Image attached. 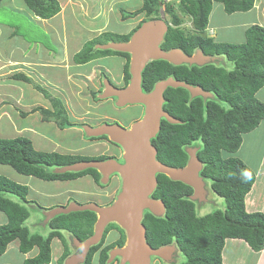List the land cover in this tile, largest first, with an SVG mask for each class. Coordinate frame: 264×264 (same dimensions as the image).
I'll return each mask as SVG.
<instances>
[{
	"label": "trees",
	"instance_id": "obj_1",
	"mask_svg": "<svg viewBox=\"0 0 264 264\" xmlns=\"http://www.w3.org/2000/svg\"><path fill=\"white\" fill-rule=\"evenodd\" d=\"M23 1L27 9L41 19H52L62 11L59 0ZM215 2L222 3L228 14H234L251 11L256 0H178L180 9L192 20L194 30L190 33L182 29V21L174 15L173 0H143L142 7L136 12L121 11L124 20L142 13L149 18L154 16L151 20H155L159 19L160 10L164 9L166 15L173 17V24L169 26L161 45L164 51L181 49L192 56L200 50L207 56H221L232 65V69L215 64L175 66L168 61L159 60L149 63L143 72L144 92H151L159 81L174 77L192 86H200L217 98L206 102L201 97L191 99L189 91L184 88H169L164 94V110L180 123L162 121L160 132L152 140L158 151V160L169 167L183 168L189 162L185 148L200 145L197 152V157L203 164L200 175L211 182L213 193L226 202V209L201 216L197 204L190 199L194 195L192 187L166 175H158V185L151 197L164 203L165 215L157 217L146 211L142 222L147 229V242L152 248L177 245L184 258L173 264H224L223 251L228 239L243 240L257 253L264 250V214L249 213L245 204L246 197L256 182V174L239 157L226 156L227 153L238 152L244 135L258 128L264 120V102L257 98L259 91L264 88V27L259 24L248 27L245 31L246 42L243 44L216 42L206 35ZM1 4L2 0L0 6ZM145 22H141L129 33H101L84 44L74 56V62L84 65L103 57L122 56L126 59L124 74L128 84L131 79V55L103 47L112 42H129ZM13 78L31 82L23 74H16ZM35 88L47 95L40 86L35 85ZM94 95L95 99L96 94ZM46 97L49 99V96ZM52 102L54 111L35 107L31 112L39 111L44 122H54L60 129L72 127L62 102L55 99ZM27 114L24 112L21 115ZM80 153L76 151L74 154H62L37 150L32 140L26 137L0 138V165L11 167L20 175L48 182L73 181L91 176L97 185L104 187L101 183L102 175L93 168L80 172L56 173L57 168L110 158ZM28 195L27 186L0 175V212L7 218V223L0 225V257L12 242L18 241L19 251L23 255L39 249L36 257L24 260L23 264H50L51 245L57 238L65 247L57 264H64L71 255V250L62 232H68L82 242L86 241L94 234L97 214L91 211L61 214L49 222L51 231L44 237L32 233L28 227L27 222L31 218L28 206L34 204L40 210L47 209L35 201H29ZM114 229L120 230L121 238L104 247L108 233ZM126 239V232L119 225L110 224L102 241L91 248L84 264H93L96 254L97 264H109L110 251L125 246Z\"/></svg>",
	"mask_w": 264,
	"mask_h": 264
},
{
	"label": "rangeland",
	"instance_id": "obj_2",
	"mask_svg": "<svg viewBox=\"0 0 264 264\" xmlns=\"http://www.w3.org/2000/svg\"><path fill=\"white\" fill-rule=\"evenodd\" d=\"M261 1H264V0H261ZM173 2H174V15L177 16L182 21V24H181L182 29L185 30V32L190 33L192 30H194L191 18L180 9L178 0H173ZM59 3L62 6L61 13L56 18L49 20L47 22L46 21L42 22L44 20H38L23 4L22 0H15L14 2H12L11 0H4L3 4H1L0 6V24L7 26V28H4V29L2 28V30L6 33L11 32L10 37H7L6 35L3 34L0 38V60L5 61L4 63H2L3 70L2 71L0 70V125L4 127V129H0V138H16L20 136V135H16V132L8 126L10 125V123L13 122V121L9 122L8 119L13 120L14 116L18 115L17 113H19V109L22 110L21 108L23 106H26V104L29 105L26 111H29L31 104H39L36 106L45 107L46 104L50 103V105L47 106L46 109H51L52 99L59 100L62 103L67 102L68 101L67 99H70L68 102L69 104L75 101V96L73 97V95L72 96L70 95L72 93V89L70 87H67L68 86L67 84L69 83V81L66 79V71L63 70L64 72H62L61 67L57 69L51 67L47 74V76L50 79L62 80L61 82L64 81L63 84L65 85L61 90L60 89L57 90L56 88L55 90H53L48 85L45 87L43 82L41 83L38 81L34 82L33 79H30L31 80L30 83H25V82H22L21 80L12 81L10 77L13 75V73H15V71H17L16 69L17 64L8 65L10 63H7V60L9 58H15L16 56L20 57V53L17 50L18 48L25 46L27 51L29 48H31L32 50H34L33 56L36 60L53 61L54 63L53 65L56 67L57 63L59 62V59L63 58L64 53H65L64 52L65 50L62 44V41L64 39L62 37L61 31H65V33H71L72 30L75 31L76 29L77 31H75L76 32L75 34L79 36L78 42L80 43V46H82L79 50H81L87 41L92 40L93 38H95L96 36H99L101 33H104L105 31L116 32V33L131 32L135 30L141 22H145V20L146 22L151 21V19H153L154 17L153 16L149 18L148 16H146L145 13H142L138 15L137 17L128 18L126 20L122 18V12H121L122 10H125L130 13L136 12L142 7L143 0H59ZM214 5H217L216 9L218 8L221 10L223 8V4L220 2H218V4L214 3ZM259 10L264 15V6H260ZM257 16H258V12L254 8L252 12L251 11L250 12H239L234 15L221 13V15L215 14V16L212 18L214 19V22L216 23L224 21L226 25H230L233 27L232 29H228L226 31V36L228 38H231L235 42L232 44H243L245 42L244 38L246 37L244 33L245 28L240 24L245 20H249V21L254 20L253 22H259L260 18H258ZM172 18L173 17H171L170 15L165 14L164 9L160 10L159 19H164L167 23H170L172 25L173 24ZM73 22H76V24ZM255 24H258V23H255ZM218 37L220 38L219 40H222L224 35L218 34ZM72 45L73 43L70 41V46L72 47ZM11 53H14L16 56L12 57ZM35 53H37L38 55H35ZM1 55L3 57H1ZM26 57L31 58V56L29 55H26ZM210 57H213L215 59L217 58L216 61L214 60L213 62H210V64L224 66L228 69L229 68L232 69V65L229 62H227L224 58H221V56H210ZM67 59L69 60V58ZM105 64L113 68V71H111L112 75L114 73L116 77L121 75V67L119 63L105 62ZM101 66H104V63L99 61L98 63L96 62L95 64H89L86 66L83 65L81 66V68H77V67L72 68L75 72L77 73L80 72L81 76L83 73H84L83 75H86V76L89 73H91L92 77H91V80L88 81V85L86 87L87 90L85 91L88 92L89 94H93L92 95L93 100H96L97 98L96 97L94 99L95 92H93V90L94 89L99 90L98 86H94V83L98 85L99 80H101L102 82V80L106 78L105 73H104L105 75L99 74V71L101 72L103 71ZM22 70L24 74L29 75L24 69ZM93 71H96V73H94ZM9 81L17 84L15 89H12L10 86L7 85V82ZM32 82H34L35 84ZM35 85H38L43 90H45L47 95L39 91L35 92L34 91ZM31 86H33L34 88H31ZM20 90H21V95H20ZM35 90L37 91V89ZM258 94H259V99L263 101L264 100V88L261 92L259 91ZM46 96H49V99ZM91 98L92 97L90 96L89 101L91 100ZM98 98L99 99L95 101L97 105L94 104V107H93L96 109L95 114L99 116L98 118H101L107 115L111 118L109 120L110 122H112V120L118 119V120H121L124 126H130L132 124V120L136 118V109L133 106L119 109L114 104L112 106L110 104H106L104 101H100V95H98ZM46 99H48L51 102H46L45 104L38 103V102H45ZM69 107H71V105H69ZM77 107L75 109V112L76 110L78 111ZM72 113H68L70 116V119L76 118L75 117L76 113L75 114H72ZM86 113L88 112H85V111L77 112V114L79 115L86 114ZM89 115L95 116L93 112H91ZM40 117H41V113L37 112V114L31 116L30 118L21 119L20 122L23 124L29 125V126H36L39 130L44 129L45 131L46 129L45 132H47L48 126L49 128H51L53 127L54 124H50V125H47V124L42 125V123L39 124L38 121ZM84 117L81 116V119H83ZM130 121L131 123H129L128 125V122ZM89 122L94 123V121L92 120H90ZM73 126H75L76 128L73 129L74 132L72 134L70 132L59 133V134L54 132V135L51 134V136L55 137V139L57 140H61V138L64 139L65 138L64 136L67 137L68 135L69 136L71 135L72 139L74 140H75V137H77L75 140L76 142L75 146L76 145L78 146H76L75 148H78L84 145L82 143L83 141H81L82 139L86 140L88 143L98 142V141H91L90 138H87V136L86 137L82 136L81 132L79 133L78 130H81V129L83 132L84 125L73 124L72 127ZM259 127L258 129L256 128V130L251 131L244 135L246 143L243 146L241 152L227 153L226 156L245 157L244 152L246 149L250 148V146L252 145V141L254 139L253 135H255L256 133H260L262 136H264L263 135L264 134L263 133L264 121L261 122ZM22 136H27V135L24 134ZM257 139H258V136H257ZM259 143L261 144L260 148H263L264 142H259ZM35 144H36V148L42 151L52 152V151H56L59 149L56 147H52L53 144L46 142V141H42V142L38 141ZM40 145H43V146L40 147ZM104 149H105V146L103 145L102 146L92 145V147L87 148V153L91 156H100L101 153L104 152L103 151ZM247 162L249 164L248 167H250L251 169H254L255 172H256V169H258L259 164L263 162L261 168L264 171V151L259 148H256L254 145L253 152L250 155L249 159H247ZM200 168L201 166L197 167L195 172L197 173V171H199ZM0 175L6 176L9 179L19 184H22V185L30 183V178L28 176L20 175L8 166L0 165ZM194 179H197V177L195 176V173H194ZM31 181H32L33 186H36L38 183H40L41 189H43V191L48 192L51 195L57 193V191H62V190L65 191V190L73 189V188L78 189L81 193H79V195H77L76 198L78 197L77 198L78 201L83 204L91 199L100 200L98 196L91 194L93 191L92 187H94V184H92V180L88 178H85L83 180H80V179L73 180V182H70V181L37 182L36 180H31ZM204 181L206 183V186L204 189L207 195H205V193L204 194L202 193L203 198L200 197L199 200L195 202L196 204H199L200 201L203 202L201 207L197 208L199 215L205 216L210 213H213L216 210L226 209L225 200L218 197L215 193H213L211 189V182L206 181V180ZM257 181L259 183H262V181H264V172H262L261 170L259 171V174L256 177L255 183H257L258 185ZM200 182L197 183L199 186L201 185ZM26 186L29 187V185H26ZM104 188L106 189L107 194L114 195V191H116L117 188L121 189V183L117 181V183H115L114 185H111L108 187L104 186ZM261 189H263V187H261ZM28 198H32L33 200L38 202L41 206H43L46 209L49 207H52V208L57 207L56 206L57 203L59 204L64 203L62 202V200L65 199V197L63 196L41 197L37 193V186H36V189H34V193H32L31 197H28ZM14 199L18 200L17 198H14ZM115 199L117 200V198ZM104 203L105 201L103 202L102 200L101 204H104ZM28 208L31 212V218L27 222V225L30 228V230L33 233L40 234L42 236H47L50 231L48 228L49 222L46 221V216L44 215L45 212L43 210H40L34 204H29ZM0 218L2 219V221H4L2 222L0 220V225H3L7 222L6 216L3 213H0ZM116 230L120 231L119 229H116ZM112 231L108 233L106 237V243L107 241L109 242L113 241V239L116 237V235L115 236L112 235ZM68 234L69 233L66 232V235ZM70 236L68 238L71 241L72 235L70 234ZM239 245L243 247L244 249H246V245L244 242L243 244H239ZM19 250H20L19 242L18 241L12 242L9 245L6 253L0 257V264H23L24 260L27 257H33L37 253V250H35L27 255H23L20 253ZM177 256L180 257V260H178L179 262L183 261L184 256H182L180 252H178Z\"/></svg>",
	"mask_w": 264,
	"mask_h": 264
},
{
	"label": "water",
	"instance_id": "obj_3",
	"mask_svg": "<svg viewBox=\"0 0 264 264\" xmlns=\"http://www.w3.org/2000/svg\"><path fill=\"white\" fill-rule=\"evenodd\" d=\"M168 30L169 24L164 19L151 20L143 23L129 42L109 43L103 47L131 55V79L125 89L116 88L109 80L105 79L103 81L105 91L101 98H117V106L120 108L128 105H143L145 114L143 119L133 123L129 130L120 124L106 123L97 128L88 125L83 127L88 137L107 136L115 144L121 146L125 151L123 154L124 163L121 164L117 160L111 159L82 162L56 169V173L64 174L93 168L102 174L103 183H108L112 174H118L122 179V190L112 206L101 207L96 204L71 203L68 207H57L45 211L47 222L61 214L72 212L91 211L97 214L98 219L93 236L84 242L73 238L71 245L77 252L70 256L65 264H84L91 248L102 241L107 227L113 223L119 225L126 232L127 241L122 248L111 251L109 264L117 257L121 259V264H151L153 257L162 259L168 264L176 263L174 256H177L179 252L177 245L152 248L147 242V229L142 222L145 211H149L157 217H163L166 212L164 203L151 197L158 185L157 175L164 174L174 181H180L192 187L194 195L190 199L194 202H197L200 197L203 198L202 193L207 195L204 189L206 183L200 176L203 164L197 157L199 148L187 150L190 156L187 167L177 169L159 162L157 160L158 151L151 143V140L160 132L162 119H166L172 124L180 123L163 108L164 94L168 88L187 89L192 98L204 97L207 99L212 97L211 93L204 91L201 87L178 81L174 77L158 82L151 92H144L142 87L143 72L147 65L153 61L164 60L175 66L183 64L204 66L216 61L215 58L204 55L200 50L192 56H188L181 49L164 51L161 45ZM199 166L201 168L196 173L195 170ZM194 173L197 179H194ZM199 182L200 186L197 184ZM202 204L203 202L200 201L199 207Z\"/></svg>",
	"mask_w": 264,
	"mask_h": 264
},
{
	"label": "crops",
	"instance_id": "obj_4",
	"mask_svg": "<svg viewBox=\"0 0 264 264\" xmlns=\"http://www.w3.org/2000/svg\"><path fill=\"white\" fill-rule=\"evenodd\" d=\"M11 1L14 2L15 0H11ZM3 2H4V0H2V4H3ZM22 2L25 5L23 0H22ZM216 3L218 4V2H215V4ZM142 5H143V3H142ZM216 6L217 5H214L213 10H212V12L210 14L209 26H208V28L206 30V35L208 37L214 38L216 42L220 41L221 43H235L234 40H232L231 38H228L226 36V31L228 29H232L233 27L230 26V25H226L224 21L223 22L222 21L221 22H217V23L214 22V19L212 17H214L215 14H217V15H221V13L228 14L225 11L224 5H223V8L221 7L222 8L221 10L218 9V8H217L218 9L217 10ZM260 6H264V1L257 0L255 2V7L254 8L258 12V16L257 17L260 18V21L258 20L259 22H253L254 20H251V21L245 20V21H243L240 24V25H242L245 28L244 33H245V31H246V29L248 27L252 26L255 23H258L259 25L264 26V15L259 10ZM252 11H253V9L251 10V12ZM237 13H239V12H237ZM237 13H234V14H237ZM57 16H59V14ZM57 16H55L54 18H56ZM36 18L38 20H41V18H39V17H36ZM54 18H52V19H54ZM52 19L44 20L42 22H45V21L47 22V21L52 20ZM76 22H77V20H76ZM76 22H73V23L76 24ZM2 28L3 29L7 28V26L3 25V24H0V38H1V36L3 34L6 35L7 37H10L11 36L10 35L11 32L10 33H6V32H4L2 30ZM75 31H77V30L75 29ZM75 31L72 30L71 33H65V31H61L62 37L64 39L62 41V44H63V48L65 50L64 51L65 53H64V57L59 59V62L57 63L56 67L53 65L54 64L53 61L36 60L34 58V56H33V51L34 50L29 48L28 51H27L25 46L24 47L22 46V47L17 49L19 51V53H20V57L21 58L17 57L14 53H11L12 57H15V56L16 57L15 58H9L7 60V63H10L8 65L17 64V67H16L17 71H15V73H13V75L10 78L12 79V81H19V80L14 79L13 76L16 75V74H23L24 76L28 77L29 79H33L34 82H37V81L40 82V83L43 82L45 87L48 85L53 90H55V88L57 90H59V89L61 90L64 87V85H65V84H63L64 81L61 82L62 80H53V79H50L47 76V74L49 72V69L51 67L56 68V69L61 67L62 72H64L63 70L66 71V79L69 81V83L67 84L68 85L67 87H70L72 89V93L70 95L71 96L73 95V97L75 96V101L73 103H70V104L68 103L70 99H67L68 100L67 102H63L62 103L63 106L66 109L67 114L68 113H72V112H73L72 114L76 113L75 114L76 118H71V119H70V116L68 114L69 122L72 123V124L88 125V126L97 128V127H100L101 125H103L102 124L103 122H107L111 118L109 116H107V115L103 116L101 118H98L99 116H97L95 114V110L96 109L93 108V107H94V104H96V102H95V100H93V96H92L93 94H89L88 92L85 91V90H87L86 87L88 85V81L91 80V77H92L91 73H89L87 76L83 75L84 74L83 73L82 76H81L80 72L77 73V72H75L72 69L73 67L81 68V66H83V65L76 64L74 62V56L78 52L81 51L79 49L82 47V46H80V43L78 42L79 36L75 34L76 33ZM126 33H129V32H126ZM218 34L224 35L222 40H219L220 38L218 37ZM244 39H245V42H246V38H244ZM70 41L73 43L72 47L70 46ZM26 55L31 56V58H27ZM35 55H38V54L35 53ZM1 57H3V56L1 55ZM17 58H19V59H17ZM67 58H69V60ZM71 58H72V60H71ZM221 58H223V57H221ZM99 61L104 63V66H101V68L103 70L102 71L103 73L101 71H99V74H104L105 73L106 74V75L104 74L106 76L105 79H109L110 82H112V84H115L117 87L123 86L125 84L126 80H125V75H124V66H125V63H126V59L124 57H122V56H108V57H105V58L103 57V58L94 60V61L89 62V63L84 64V65L86 66V65H89V64H95L96 62L98 63ZM4 62H5L4 60H0V70L1 71L3 70L2 63H4ZM105 62H116V63H119L120 67H121V75L117 76V77L115 76V73L112 75L111 71H113V68H111L110 66H107L105 64ZM105 65H106V67H105ZM22 69H24L29 75L24 74ZM93 72L96 73V71H93ZM22 82H24V81H22ZM102 84H103V80H102V82H101V80H99L98 85H96V83H94V86H98V88H99V90H96V89H94L95 91L93 90V92H95V94H96V97H98V95L103 94V92H104ZM7 85L10 86L12 89H15L16 86H17V84L12 83L10 81L7 82ZM31 88H34V87L31 86ZM35 89L36 88H34V91L38 92V90L36 91ZM262 90L263 89H261L260 92ZM20 95H21V90H20ZM90 96L92 97L91 98L92 101L91 100L89 101V97ZM257 98L259 99V94H257ZM46 102H51V101L46 99L45 102H38V103L45 104ZM104 102L106 104H110V105L113 106V100L112 99L104 100ZM53 104L54 103L52 102V106H51L52 108L50 109L51 111H54ZM36 105H39V104H31V107L29 108V111H26V109L29 107V105L26 104V106H23L21 108L22 110L19 109V113H17L19 115V117H18V115H15L13 120L12 119H8L9 122L13 121L8 126L12 130H14L16 132V135H20L18 137H26V138L31 139L35 148H36V144L35 143H37L38 141H40V142L46 141V142H49V143L53 144L52 147L59 148L58 150L52 151V152H59V153H62V154H67V153L74 154L76 151H80L84 155H89L87 153V148L88 147H92V143H88L86 140L82 139L81 141H83L82 143L84 145L80 146L78 148H75L76 146H78V145L75 146V143H76L75 140H76L77 137H75V140H74V139H72L71 135L70 136L68 135L67 137L64 136L65 137L64 139L61 138V140H57V139H55V137L51 136V134L54 135V132L58 133V134L59 133H68V132H70L72 134L74 132L73 129L76 128L75 126L70 127V128H66V129H60L53 122H44L42 120V115H41V117H40V119L38 121L39 124H41V123H42V125L54 124L53 127H51V128H49V126H48V131L47 132H45L46 129H45V131H44V129L39 130L36 126H29V125L21 123L20 122L21 119H23V118L27 119V118H30L31 116L37 114V112L34 113V112H31V111L35 107H42V106H36ZM49 105H50V103L46 104L45 107H43V108H46ZM69 105H71V107H69ZM77 105H78V107H77ZM76 107H77L79 112H84L85 111V112H88V113L79 115V114H77V112H78L77 110L75 112ZM70 110H71V112H70ZM24 112L28 113V114L25 115V116L21 115ZM29 112H31V113L29 114ZM91 112H93V114L95 116L89 115ZM142 114H143V109L142 108L136 109V118L135 119L141 118ZM81 116L82 117L85 116V117L83 119H81ZM89 118H91V119H89ZM135 119H133V120H135ZM90 120L94 121V123H90L89 122ZM129 123H131V121L128 122V125H129ZM0 129H4V127L2 125H0ZM78 131H79V133L80 132L82 133V136H84V131L82 132V129L78 130ZM4 132H6V131H4ZM263 133H264V131H263ZM24 134H26L27 136H22ZM257 136H258V139H257ZM253 137H254V139L252 141V145L250 146L251 149L248 148L244 152V156L245 157L238 156L240 159H242L245 162V164L247 166L249 165L248 162H247V159H249L250 155L252 154L253 149H254V145H255L256 148H259V149L264 151V146H263V148H260L261 144L259 143V142H264V136H262L260 133H256L255 135H253ZM10 139H13V138H10ZM68 139H69V141H68ZM245 143H246V140H245V137H244L243 144H242L241 148L239 149V151L237 153L241 152V150H242L243 146L245 145ZM96 144H97L96 146L102 145V144H99V143H96ZM41 146H43V145H40V147ZM107 146H108V144H107ZM107 146H105V149L103 150L104 152H102V153L106 154L105 150L107 149ZM37 150H40V149H37ZM101 155H103V154H101ZM262 164H263V162L259 164V167H258V169H256V172H255L254 169H252L255 172L256 177L259 174L260 170L262 172H264L262 170V168H261ZM29 178H30V183L29 184H25V186L29 185V187H30L29 188L27 186L29 188L28 197H31L32 193H34V189H36V186H37V193L41 197H46V196L47 197H56V196L65 197V199L63 198L64 200H62V202H64V203H60V204L57 203V205H56L57 207H68L71 203H76L78 205L96 204V205L101 206V207H108L106 205L108 204L110 199L111 200L114 199L119 193V189L117 188L116 191H114V195H112V194L109 195V194H107L106 189H104V188L100 187L99 185H97V183L95 182V180L91 176H85L83 178H80V180H83L85 178L91 179L92 180V184H94V187H92L93 191H92L91 194H94L95 196H98L100 198V200L91 199V200H89V201H87L86 203L83 204V203L78 201V199H77L78 197L76 198V196L79 195V193H81L78 189H74L73 188V189H68V190H65V191H63V190L62 191H57V193L51 195L48 192H45V191H43V189H41L40 183H38L36 186H33L31 180H36L37 182H48V181H43V180H40V179L35 178V177H29ZM53 182H61V181H53ZM70 182H73V181H70ZM261 187H263V189H261ZM251 191L252 192H250L248 194V196L246 197V200H245L246 210L248 212H250V213L260 211L261 213L264 214V181H262V183L258 182V185H257V183H255V185L253 186V189ZM28 200L29 201H35L32 198H28ZM102 200H103V202L105 201L104 204H101ZM37 204L40 205L38 202H37ZM41 207H43V206H41ZM57 207H55V208H57ZM44 209H46V208H44ZM51 209H54V208L49 207L45 211H49ZM0 220L2 221L1 218H0ZM6 220H7V218H6ZM2 222H4V221H2ZM48 228H49V231H51L49 225H48ZM62 233L64 234V236H65V238H66V240L68 242V245L70 247L71 246V242H70V240L68 238L70 236V233L68 235H66L65 231L62 232ZM112 235L113 236L116 235V237L113 239V241H110V242L107 241L106 244L110 245V243L113 244V243H115L118 240L119 235L117 234V232H112ZM47 236H44V237H47ZM126 241H127V239H126ZM243 242L246 245V249H244L243 247H241L239 245V244H243ZM51 247H52V259H51V263L50 264H57V261L61 258V256L63 255V253L65 251V247H64L62 241H60L57 238H55L53 240ZM35 250H37V253L33 257H27L26 259L36 257L38 255V253H39V249H34L33 251H35ZM70 250H71V248H70ZM74 253H75V251L71 250V254H74ZM174 259H175L176 263H178L179 262L178 260H180V257L179 256H174ZM97 262H98V254L95 255L94 260H93V264H97ZM223 262H224V264H264V250H262L261 252L257 253L255 251H253L251 249V247L243 240L228 239L226 241L225 248H224V251H223ZM113 263L117 264V262H113ZM151 264H168V263H165L162 259L153 257Z\"/></svg>",
	"mask_w": 264,
	"mask_h": 264
},
{
	"label": "flooded vegetation",
	"instance_id": "obj_5",
	"mask_svg": "<svg viewBox=\"0 0 264 264\" xmlns=\"http://www.w3.org/2000/svg\"><path fill=\"white\" fill-rule=\"evenodd\" d=\"M168 24H170V23H168ZM170 26H171V24H170ZM198 51V50H197ZM195 54V53H194ZM193 54V55H194ZM125 75V74H124ZM127 87V84H126V82H125V84L123 85V86H119V88H126ZM129 106H133L135 109H139V108H142L143 109V113L145 112V107L143 106V105H128V106H126V107H129ZM126 107H123V108H126ZM141 118H137V119H135V120H133L132 121V124L130 125V126H124L123 124H122V122H121V120H113L112 122H109V121H107V122H103L102 124H105V123H107V124H120V125H122L125 129H127V130H129L130 128H131V126L133 125V123L134 122H136V121H139ZM162 121H163V119H162ZM162 121H161V125H162ZM84 131V130H83ZM87 135L85 134V131H84V137H86ZM87 138H93V137H88L87 136ZM86 138V139H87ZM94 138H98V137H94ZM153 140V139H152ZM152 140H151V142H152ZM91 141H98V142H96V143H99V144H102V145H104V146H107V144H108V146H107V149L105 150L106 151V154L105 153H101V154H103L104 156H107V157H110L109 159H107V160H111V159H115V160H117L119 163H124L125 161L123 160V149H122V147L121 146H119V145H117V144H115L113 141H111V139L108 137V138H98V139H96V140H91ZM95 142H93L92 143V145H94V146H96L97 144H96ZM101 145V146H102ZM101 156V155H100ZM107 160H105V161H107ZM113 177H116V180L119 182V183H121V180H120V178H119V176L117 175V174H113V175H111L109 178L110 179H112ZM116 198V197H115ZM112 199V200H110L109 202H108V204L106 205V206H112L114 203H115V201H116V199ZM44 211V210H43ZM112 231V230H111ZM112 232H117V234L119 235V237H118V240L121 238V233H120V231H118V230H113ZM117 240V241H118ZM116 241V242H117ZM111 244V243H110ZM106 246H108V244H106V241L104 242V247H106ZM116 248H122V247H116ZM116 248H114V249H116ZM113 249V250H114ZM112 251V250H111ZM111 251H110V253L109 254H111ZM110 259V258H109ZM113 262H117V264H121V260H120V258H115L114 259V261ZM112 262V263H113ZM112 263H110V264H112Z\"/></svg>",
	"mask_w": 264,
	"mask_h": 264
},
{
	"label": "clouds",
	"instance_id": "obj_6",
	"mask_svg": "<svg viewBox=\"0 0 264 264\" xmlns=\"http://www.w3.org/2000/svg\"><path fill=\"white\" fill-rule=\"evenodd\" d=\"M41 20H45V19H41ZM155 20H157V19H155ZM169 26H170V24H169ZM264 27V26H263ZM105 79H103V81H104ZM107 80H109V79H107ZM166 80V79H165ZM162 81H164V80H162ZM109 82H110V80H109ZM126 82V81H125ZM130 82V81H129ZM160 82V81H159ZM111 84H112V82H111ZM127 84V83H126ZM157 84V83H156ZM114 87H116V88H119V87H117L115 84H112ZM129 85V83L127 84V86ZM102 86H103V89H104V91H105V87H104V83L102 84ZM196 87H200V86H196ZM119 89H123V88H119ZM125 89V88H124ZM169 89V88H168ZM187 90V89H186ZM204 91H206V90H204ZM206 92H209V91H206ZM190 93V92H189ZM209 93H211V95H212V97H209V98H207V99H205L204 97H201V98H203V100H205V102L206 101H208V100H215V99H217L216 98V96L212 93V92H209ZM103 94H104V92H103ZM102 94V95H103ZM102 95H100V101H104V100H107V99H112L113 100V104L114 105H116V107L117 108H119L120 109V107H118L117 106V98H115V97H109V98H106V99H102L101 98V96ZM190 95H191V93H190ZM196 98H198V97H196ZM196 98H192V96H191V99H196ZM99 98L97 97V100H98ZM97 100H95V101H97ZM43 108V107H42ZM44 109H46V108H44ZM48 110H50V109H48ZM39 112V111H38ZM144 114H145V112L142 114V117H141V119L140 120H142L143 119V117H144ZM175 119H177V118H175ZM163 120H166V119H163ZM178 120V119H177ZM168 121V120H167ZM179 121V120H178ZM137 122V121H136ZM169 122V121H168ZM135 123V122H134ZM170 123V122H169ZM107 124V123H106ZM172 124V123H171ZM179 124V123H178ZM111 125H114V124H111ZM84 126H87V125H84ZM91 127V126H90ZM161 130V129H160ZM254 131V130H253ZM158 135V134H157ZM157 135H156V137H157ZM155 137V138H156ZM94 138V137H93ZM152 143V142H151ZM153 145V144H152ZM154 146V145H153ZM155 147V146H154ZM156 148V147H155ZM192 148H201V146L200 145H193V146H187L185 149H186V152H187V150H189V149H192ZM123 149V148H122ZM199 151V150H198ZM124 149H123V154H124ZM188 153V152H187ZM157 155H158V152H157ZM189 155V154H188ZM189 158H190V156H189ZM157 160H158V158H157ZM159 161V160H158ZM160 162V161H159ZM163 164V163H162ZM165 165V164H164ZM188 165V164H187ZM165 166H167V165H165ZM169 167V166H168ZM185 167H187V166H185ZM185 167H183V168H185ZM170 168H173V167H170ZM183 168H181V169H183ZM178 169V168H177ZM100 173V172H99ZM101 174V173H100ZM102 175V174H101ZM113 175V174H112ZM118 175V174H117ZM159 175V174H158ZM158 175H157V177H158ZM164 175V174H163ZM111 176V175H110ZM119 176V175H118ZM201 176V175H200ZM168 177V176H167ZM119 178H120V180H121V189H119V193H118V195L120 194V192H121V190H122V179H121V177L119 176ZM80 179V178H79ZM103 179H104V177L102 176V179H101V183H102V185L103 186H111V185H114L115 183H117V180H116V177H113L112 179H110L109 178V181H108V183H103ZM158 181V180H157ZM100 187H102V186H100ZM102 188H104V187H102ZM105 189V188H104ZM118 195L116 196V198L118 197ZM197 206L199 207V205L197 204ZM201 207V206H200ZM44 212H45V210H44ZM146 212V211H145ZM74 237L72 236V239H73ZM105 241H106V239H105ZM71 242V241H70ZM72 244V243H71ZM70 248H71V250H74L75 251V253L77 252L75 249H73L72 248V245L70 246ZM178 248V247H177ZM179 250V249H178ZM65 252V251H64ZM180 252V251H179ZM31 253V252H30ZM74 253V254H75ZM73 254H71L70 256H72ZM69 256V257H70ZM62 257V256H61ZM68 257V258H69ZM67 258V259H68ZM66 259V260H67ZM65 260V261H66ZM58 262V261H57ZM175 263V262H174ZM65 264V263H64ZM171 264H173V263H171Z\"/></svg>",
	"mask_w": 264,
	"mask_h": 264
},
{
	"label": "bare ground",
	"instance_id": "obj_7",
	"mask_svg": "<svg viewBox=\"0 0 264 264\" xmlns=\"http://www.w3.org/2000/svg\"><path fill=\"white\" fill-rule=\"evenodd\" d=\"M113 43V42H112ZM217 59V58H216ZM218 63V62H217Z\"/></svg>",
	"mask_w": 264,
	"mask_h": 264
}]
</instances>
